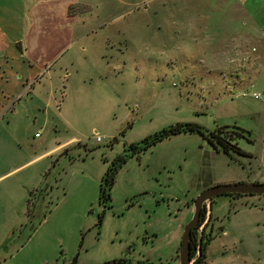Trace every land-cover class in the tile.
I'll return each instance as SVG.
<instances>
[{
  "label": "rangeland",
  "instance_id": "1",
  "mask_svg": "<svg viewBox=\"0 0 264 264\" xmlns=\"http://www.w3.org/2000/svg\"><path fill=\"white\" fill-rule=\"evenodd\" d=\"M80 2L83 13L77 17L84 22H69L62 44L50 42L37 60L38 76L22 87L14 108L0 115V176L70 140L67 151L37 158L0 179V199L25 174L32 180L43 171L34 193L49 184L43 196L32 195L27 223H36L35 231L26 236L21 229L0 249V264H101L120 258L177 264L192 200L203 189L219 179L236 183L232 177L264 183L262 101L242 96L250 88L231 80L221 64L228 56L218 52L219 65L211 70L208 64L216 53L211 44L221 41L218 24L227 0ZM10 6L0 4V22H10V36L19 33L23 41L29 20L25 24ZM42 39L50 38L38 35V46ZM246 46L259 44L252 38ZM177 122L207 131L224 126L227 135L236 131L232 126L242 128L248 135L232 142L246 154H225L196 132L172 135L139 155L127 149ZM119 154L127 160L110 200L99 203L101 177ZM211 213L200 264H264V194L219 195Z\"/></svg>",
  "mask_w": 264,
  "mask_h": 264
},
{
  "label": "crops",
  "instance_id": "2",
  "mask_svg": "<svg viewBox=\"0 0 264 264\" xmlns=\"http://www.w3.org/2000/svg\"><path fill=\"white\" fill-rule=\"evenodd\" d=\"M80 1L82 0H0V4L9 5V9H11V4L20 12L21 16L23 14L22 18L25 24L27 19L29 20L23 34V41L19 33L15 37L10 36V22L5 19L0 22V115H3L7 109L14 108L15 100L21 99L22 87L38 76L37 68L41 67L38 66L37 60L45 56L50 42L62 44L64 36L67 35V30L65 31L67 24L72 22L73 25H77L79 20L84 22L82 18L77 17L80 16L79 13H83L81 10L83 3ZM4 11L0 9V14H3ZM261 13H263L262 18ZM239 20L242 21L239 22ZM218 25L222 36H220L221 41H214L215 43L211 44L212 49L216 51L208 63L211 70L219 65V60L214 59L218 52L222 58L228 56L227 62L224 63L223 59L221 64L229 72L231 80L235 81V84L240 88H250V92L263 93L260 101H262L264 109V0H227V8L222 12L221 22ZM40 34L50 39L47 41L42 39L38 46L37 38ZM252 38L257 41L259 46H251L249 50L246 45ZM32 88L33 86H29L25 92H29ZM244 92L247 91L242 93ZM12 112L16 113L17 108ZM36 135L37 133H35ZM69 142L70 140L55 145L44 153L23 162L1 175L0 179L37 158L47 154H56L64 149L63 152H65ZM42 172L34 174L32 180L30 176H27L28 174L18 177L12 182L11 188L6 190L5 196L0 199V249L6 248L19 237L21 229L27 224L30 206L28 202L37 189ZM232 178L235 182H243L240 181L243 180L242 177ZM223 180L219 179L213 183L219 184ZM211 209L212 204L209 208L210 213ZM31 235L14 252L8 254L10 259L27 246L31 241ZM43 246L47 245L41 247ZM60 252L62 253L63 249ZM44 260H41V264L45 262Z\"/></svg>",
  "mask_w": 264,
  "mask_h": 264
},
{
  "label": "trees",
  "instance_id": "3",
  "mask_svg": "<svg viewBox=\"0 0 264 264\" xmlns=\"http://www.w3.org/2000/svg\"><path fill=\"white\" fill-rule=\"evenodd\" d=\"M223 128L226 129V127L223 126V127H219L214 130H211V131H207L206 129L202 128L200 125L195 124V123L177 122L169 126L163 127L161 130L155 132L153 135H150L144 138L139 144H134V143L130 144L127 149L130 150L131 155H139L140 153L149 149L151 146L155 145L156 143L166 138H169L172 135H176L179 133H186V132H189V133L196 132L202 135L214 147L218 145L225 154L230 155L231 152L233 151L237 154L245 155L246 152H244L241 148H239L236 142H232V141L235 139L234 136L242 137V136H245L247 132L242 128H239L237 126H232V128H235L236 131L229 132L230 134L232 133L233 136H230L228 138V135L230 134L228 133L227 135L226 131L222 130ZM126 160H127L126 154H119L112 160V162L107 167V170L101 177V180L99 183V193H98L99 203H105L110 200L109 191L115 181L118 170L126 162ZM48 173H46L45 175L47 176ZM33 195H36V193ZM227 195H230L233 197L243 196L241 194H227ZM28 203L31 204L32 199H30V202ZM204 216H205V208L202 209L200 222L203 221ZM196 234H197L196 229H194L192 231V240H191V246L194 250H196V245H197ZM81 243H82V240L80 244ZM205 244L206 242H205L204 235H203L202 243H201V253L196 258L195 264H200L203 262V259H205L206 257L205 256V250H206ZM123 261L125 260L123 259Z\"/></svg>",
  "mask_w": 264,
  "mask_h": 264
},
{
  "label": "water",
  "instance_id": "4",
  "mask_svg": "<svg viewBox=\"0 0 264 264\" xmlns=\"http://www.w3.org/2000/svg\"><path fill=\"white\" fill-rule=\"evenodd\" d=\"M248 135V133H246ZM49 184L43 188H39L36 192V199L43 196ZM222 194H241V195H260L264 194V183L257 182H236L230 184H218L203 189L193 200L191 204L190 216L183 227V232L180 241V249L178 252V264H192L191 260V239L192 231L197 229L202 208L211 202L214 197ZM31 217V215H30ZM36 228V223L29 218L28 223L24 227L26 236L31 234ZM200 238V236H199ZM198 252L200 249L198 248ZM101 264H129L117 259L105 261Z\"/></svg>",
  "mask_w": 264,
  "mask_h": 264
},
{
  "label": "flooded vegetation",
  "instance_id": "5",
  "mask_svg": "<svg viewBox=\"0 0 264 264\" xmlns=\"http://www.w3.org/2000/svg\"><path fill=\"white\" fill-rule=\"evenodd\" d=\"M213 200V199H212ZM212 200H211V202L209 203V204H206L203 208H205V216H204V219H203V221L202 222H200L199 221V224H198V227H197V229H196V240H197V245H196V250H194L193 248H192V246H191V251H192V253H191V260H192V263L194 264V262L196 261V258L200 255V253H201V243H202V232L204 231V227H205V225H206V223L208 222V220L211 218V215H210V212H209V208H210V206H211V204H212ZM202 208V209H203ZM202 213V212H201ZM210 217V218H209ZM200 218H201V216H200ZM212 229H210V231H211ZM199 236H200V238H199ZM192 240V239H191ZM198 248L200 249V252H198ZM179 249H180V247H179ZM205 252H206V250H205ZM205 256H206V253H205ZM117 260H119V261H122V262H125V263H129V264H133L132 262H130V261H127V259H124L125 261H123V259L122 258H120V259H117ZM178 263H179V260H178ZM177 263V264H178ZM136 264H140V263H136Z\"/></svg>",
  "mask_w": 264,
  "mask_h": 264
},
{
  "label": "built area",
  "instance_id": "6",
  "mask_svg": "<svg viewBox=\"0 0 264 264\" xmlns=\"http://www.w3.org/2000/svg\"><path fill=\"white\" fill-rule=\"evenodd\" d=\"M243 96H246V97H251L255 100H261L262 97H263V93L259 92V91H254V92H244L242 93ZM97 140L99 141L100 138L97 137Z\"/></svg>",
  "mask_w": 264,
  "mask_h": 264
}]
</instances>
